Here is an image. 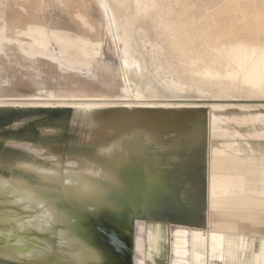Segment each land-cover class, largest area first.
Masks as SVG:
<instances>
[{"label":"rangeland","instance_id":"374dc122","mask_svg":"<svg viewBox=\"0 0 264 264\" xmlns=\"http://www.w3.org/2000/svg\"><path fill=\"white\" fill-rule=\"evenodd\" d=\"M45 1L46 0H39V6H36L33 4V0H0V3H2L0 4V8H9L20 11L25 15H29L36 7L38 8L36 9L38 15H40V17H42L51 28H58L67 31L72 34V36L80 35L101 42L99 61L104 69L97 67V65H100L98 63H95V68L92 70H87L89 68L86 67V65L81 66L78 64V66H76L78 72H66L56 63H54L53 67L48 63H42L36 70L33 67H30L29 69L25 66L12 67L7 65L6 61H0V90L3 92V94H0V97L12 98L8 101V105L0 106V264H73L71 261L66 260L68 259L66 256V246L60 243V239L56 235V232L58 231L57 225L52 226V229L49 231H38L41 223L38 220H34L31 215L34 216L33 213L36 211V215L40 214L41 208L39 210V207L37 208V206H35V208L32 207V204H30L32 202H27V200L20 196L27 192H31V190L32 193L34 190V194H37L36 196L38 197H41L42 195L41 198L46 200L45 203L48 206L53 204L55 206L58 205L57 207L71 215L75 224L74 228L77 234V239L93 248L91 251V254L93 253V260L87 264H113L114 261L123 260L126 253L125 248L120 247L115 240L111 243H107L103 239L108 236L118 235L126 241H129L134 247L136 242L135 217H140L146 220V227L143 229V233H141V236L144 238L143 243L146 245L149 244L151 237H158L160 221H164L165 223L184 222L188 224L203 225L205 223L207 202V190L205 189L207 185V158L205 159V157H207V143L205 142L206 146L204 145L205 153H203L201 166L196 171L202 182L199 200L200 209L197 219L181 220V217H188L192 212L194 213L195 211H198L184 197L183 187H171L169 190H160L156 192L152 187L146 184V177H140L141 175L137 169H129L130 171L128 174L131 176L129 179L120 177L115 173L118 166L115 164L111 165V160L122 161L121 163L129 167L134 166V164H139L143 167V164L145 165L149 161L147 157H138L132 154L130 156L127 155V157L122 159L121 157L122 155L125 156V153L121 154V156L120 154L118 155V153L123 152L124 147L123 143L120 144V141L118 140L121 139L119 136L120 133H116L115 129L118 126H130L136 128L134 126L141 123H152L147 117H144L141 120L129 118L130 114H138L139 112V109H136L134 105H132L133 102H138L139 100V102H142L143 100V102L148 101L154 103H181V105L177 107L169 109L157 107L153 110L156 112L165 111L177 117L180 115L204 116L205 125L207 123L208 115L216 113L219 120V130L231 133L237 132V134L241 136V139L244 137L261 138L260 140L253 139L251 141L253 142L252 146L256 149H264V93L255 94L249 90L245 91L241 86L236 87L232 83L218 86L207 79L198 82L199 88L187 86L191 84V78L197 77V74L194 72L186 74L185 70L187 63L182 58L180 54L181 52L176 45H174V37L163 28V25L170 21H172L170 23L181 25L184 21L187 22L188 19H191L192 21H189L194 22L193 25L195 26L197 24L196 27L200 25L199 27L201 28L206 22L210 27L205 25L206 23L203 26L212 30V35L199 38H206L207 40V38L209 39L211 37L214 39L219 38L221 41L226 40L225 38L229 37H219L220 33L234 29L236 33L232 36L231 41L227 43L238 45L244 41H247V43L254 40L262 41L264 40V17L261 16L264 15V0H257V8L250 2L246 3V1L239 0H142L143 4H148L149 2L150 4H155V7L150 11V14L148 13L149 15H145V17L139 15V19L133 27V34L138 43L136 48L140 51L139 54L141 56H145L149 63L152 62V64H150L152 66L149 67V72L147 73L154 85L162 92L159 96L147 98L146 101L145 99L136 97L137 95L132 91L130 92L128 89L132 83L126 82L125 73H123L122 70V66L125 62H123V60H125L123 51L124 45L114 33V30L112 29L113 26L110 25L111 28H109V26L106 25V19L103 17L102 7L101 5H98L99 3L97 0H89V2L88 0H86V2H83V0H52L53 2L47 0L46 3L48 5L50 4L49 6L45 5ZM109 1H111L112 4L114 3L113 0ZM131 1L132 0H127V2ZM41 3L44 4L46 8L48 7L47 10H45L46 8ZM88 4L90 7L87 6ZM83 6L85 9H82ZM243 7L245 8L243 9ZM159 8L162 10L160 9L161 11H159ZM237 9H239V11ZM120 10L117 11L118 18L121 17ZM165 12L169 14L166 15ZM211 13H213L212 19L214 21L210 16L206 18V16ZM233 13L235 15H233ZM79 15L80 18L78 17ZM160 15L165 16H163V20L161 18L157 21L152 20L154 17L157 18ZM186 15H188L187 18ZM189 16H194V18H198V20L189 18ZM81 19L83 21L85 20L84 22L86 23ZM165 19L167 22H165ZM90 20H93L94 22L92 21L91 23ZM161 21L163 23H161ZM122 22L123 20L120 18L119 23ZM147 22L149 24H147ZM155 22H160V24L154 26L156 25ZM212 24H214V28ZM88 26H90L92 30ZM213 29L215 30L213 31ZM195 33L197 32L195 31ZM145 36L148 37L144 38ZM54 37L55 36H52V43L54 44L55 51L57 50L59 52L61 44L54 41ZM154 42H157V45L152 49L150 43L155 44ZM139 54L137 55L142 58ZM185 54V58L192 61L195 59L197 53L195 50H190L185 52ZM221 69H223V67ZM155 71L159 73H156ZM166 72L169 73V76L166 75ZM172 74L173 76H170ZM35 75H37L38 78H36L37 76ZM153 76L158 80L155 79V81ZM168 78L176 81L179 80V78H182L180 80H183L182 83H184V81L186 82L184 83V87H186L183 88V90L177 89L176 92H171L170 88L173 87V85L171 83L168 86ZM123 79L125 82H123ZM223 80L228 81L227 78H223ZM71 81H75L76 83H72ZM158 81L160 83L162 82V84H158ZM70 83L73 85L71 86ZM75 84L76 86H74ZM79 86L94 89L95 92L98 93L102 92L110 94L111 96L120 95V97L117 98L118 100L106 98L105 102L109 101V103H117L120 101V103H124L125 101L126 103L127 101V105L124 104L122 107L125 109L123 110L124 113L125 111L130 113L129 116H122L126 119L123 121L121 120L120 122L116 120L117 123L116 121H113L112 124H107L108 127L103 125V133L98 121L76 119V107L71 104H69V106H59L58 104L49 105L36 103L47 101L51 94L58 95V99L66 98L70 93L81 94L80 97L86 98V95H88L89 92L80 89ZM173 92L175 96L173 95ZM115 100L117 102H115ZM128 102L129 104L131 103L130 106ZM114 103H112V105ZM184 103L186 104L183 105ZM62 117L65 119L63 118V120ZM91 122H93L92 125ZM121 122L122 124H118ZM163 122L167 123L168 120H163ZM87 123L92 127L90 128ZM115 124L116 127L112 126ZM86 128L87 130H92L91 134V130L87 131ZM95 130H97V135L94 133ZM85 131L87 132L86 134L89 133L88 136L85 134ZM175 131L176 132H168L167 134L173 135L175 133H187L185 132L186 129L183 127H178ZM97 132L101 134L103 133L104 139L103 134L101 135ZM92 135L94 136L93 139ZM99 135L101 136L99 137ZM170 139L171 138L167 139V141ZM95 142L99 143V146L101 147L100 152L101 154L103 153L107 155V161L109 163H95L104 157L95 151ZM28 143L37 146L39 149L36 148V150L38 149L37 151L35 150V147L30 149L29 147H31V145H28ZM240 146L245 148L246 152L250 149V146L243 139L241 140ZM77 152L78 154L75 155ZM53 155L57 156L55 157L56 159L52 158ZM73 156H77V158L70 161V164L68 161ZM94 160L95 162L91 163V161ZM74 161L77 163L80 162V165L78 164V166L76 163L77 166L74 165V163H72ZM51 163L53 165L52 168ZM191 168L193 167L188 166L186 162L179 159L172 162V169L178 174L185 176V178L195 172L194 168ZM71 170L77 171L73 173L74 175L81 173V175L86 178H98L99 180H97L98 182L96 183L98 184L100 182L101 184L96 185L94 190L108 189L111 192L110 197L112 198L130 184H134V190H137L139 186L143 187L144 191L145 189L150 190L151 188L152 192H156L155 200L150 204L152 213L150 215H140V209H134L133 207L135 200L132 198L131 193L119 199L114 206L105 202L106 205L102 201L89 198L85 192V184L83 181L79 182L77 185L72 183V180L69 177V172ZM3 183L5 186H3ZM186 185L187 184H183V186ZM73 186H78L81 190L73 191ZM235 215V219L225 217L223 220L226 223L235 224L236 228L244 233H250V230L255 226L261 228L260 230L264 233V211L262 208H256L253 213H251L250 210H244L242 212H237ZM213 218L216 220L222 219L221 215L217 213L213 214ZM105 219L107 225L106 227H103L101 224ZM253 220L258 221L261 224L259 223L260 225H256L258 223H255ZM204 225L206 226L207 223ZM45 238H48L49 240ZM48 241L50 242L48 243ZM15 244H18V248L14 246ZM24 245L29 246V249L31 248L32 250H35V253H38L36 255H40L38 257L40 260L38 258L34 260L35 257L32 255H24L25 253L20 247ZM36 245L38 246L35 247ZM60 247L63 248V250H60ZM20 252L23 253V255H21ZM56 252L59 256L61 255L59 257L60 259L56 255ZM62 256L64 257L62 258ZM162 262L163 264H168L167 255L163 256ZM146 264L149 263L147 262Z\"/></svg>","mask_w":264,"mask_h":264},{"label":"bare ground","instance_id":"6f19581e","mask_svg":"<svg viewBox=\"0 0 264 264\" xmlns=\"http://www.w3.org/2000/svg\"><path fill=\"white\" fill-rule=\"evenodd\" d=\"M84 1L86 2V0H83V2ZM113 1L114 3L112 4L111 1L109 0H97V2L99 3L97 4L101 5L102 7V11L104 15L103 17H105L106 19V25L109 26V28H111L110 25L113 26L112 29L114 30V33L118 36V38L122 41L121 43H123L124 45L123 51H124L125 60H123V62L124 61L125 62L122 66V70L123 73H125L126 82L132 83V85L128 89L130 92L132 91L133 93H135L137 95L136 97L145 99V101L147 98L150 97L154 98L155 96H159L160 93L162 92L154 85L153 81L149 78L147 73L149 72V67L152 66L150 65L152 64V62L149 63V61H147L145 56H141L139 54L140 51L137 50L136 48L137 47L136 45L138 43L136 42L137 40L135 39V36L133 34V27L134 25H136L135 23L136 21H138L139 15L145 17V15H147L148 13L150 14V11L154 9L155 4H150L149 2L147 4L146 1H145L146 4H143L142 0H132L131 2H127V0L126 1L113 0ZM239 1H246V3L250 2L253 4L254 7L257 8V4H256L257 0H239ZM33 4L39 6V0H33ZM45 5L47 6L48 4L46 3ZM33 6H32V10H33ZM87 6H89V4ZM47 8L45 10H47ZM83 8L84 6L82 7V9ZM244 8L245 7H243V9ZM36 9L38 8L35 7V10H33L31 14L25 15L17 10H12L9 8H0V61L1 62L6 61L7 65H10L12 67L25 66L28 69L30 67H33L36 70L39 68L40 64L42 63H48L51 67L54 66V63H56L62 70H65L66 72L67 71L78 72L76 70L77 68L76 66H78V64H80L81 66L86 65V67L89 68L87 70H92L95 68V63H98L100 65H97V67L104 69L103 65L99 61L100 60L99 56L101 54V48H100L101 42L94 41L92 38H88L80 35L72 36V34H70L67 31L60 30L58 28H51V26L48 25V23L45 22L43 18L40 17V15H38ZM160 9L161 8H159V11L162 10ZM119 10L121 11V17L118 18L117 11ZM237 10L239 11V9ZM234 13L233 15H235ZM167 14L169 13H166V15ZM163 16L164 15H160L157 18L153 16L154 18L152 20L157 21L159 18L162 19ZM208 16H210L212 19L213 13L207 15L206 18ZM78 17L80 18V15ZM187 17L188 15H186V18ZM214 17L216 18L215 15ZM261 17H264V15H262ZM120 18H122L123 20L122 23H119ZM189 18H194V16L193 17L189 16ZM194 19L198 20V18H194ZM208 19L211 20L210 18ZM216 19L218 20V18ZM189 20L191 19H188L187 22L184 21L181 25L178 24L179 26L177 25V23H174L176 26L173 23H170L172 21L170 22L168 21L169 23L164 24L165 26L162 24L164 30H167L169 34H171L174 37L173 40L174 45H176L178 50L181 52L180 54L182 58L187 63L185 70L186 74L191 72L197 74V77L191 78L190 80L191 84L187 86H194L199 88L198 82L202 81L203 79H207L211 83L218 86H223L232 83L236 87L241 86L245 91L249 90L255 94L264 93V40L262 41L254 40L248 43L247 41H244L243 43L238 45L233 43L232 44L227 43L231 41L232 36L235 35L236 32L234 29H230L224 33H220L219 37L221 36L224 38L225 36L229 37V38H225L226 40L221 41L219 38L214 39L211 37L209 39L207 38L206 40V38L205 39L199 38V37H207L209 35H212L211 34L212 30L203 26L206 22L202 20L205 23L200 28L199 27L200 25L196 27L197 24L195 26L193 25L194 22H191L192 20L191 21ZM165 22H167L166 19ZM155 23L156 25L154 26H158L160 24V22L159 23L155 22ZM161 23L163 22L161 21ZM147 24L149 23L147 22ZM214 24H212V26ZM205 25L208 24L206 23ZM88 27L90 28V26ZM208 27L210 26L208 25ZM214 30L215 29H213V31ZM195 31L197 33H195ZM52 36H55L54 41L59 42L61 44V47L59 48V52L57 50L55 51L54 44L52 43ZM146 37L148 36H145L144 38ZM156 43L155 44L150 43V47L152 49L155 48L157 45ZM190 50H195V52L197 53L195 59H193L192 61H189L188 59L185 58L186 57L185 52H188ZM137 54H139L142 58H140ZM222 67L223 69H221ZM160 74L162 75L161 72ZM168 74L169 73H167L166 75ZM170 76H173V74ZM36 78H38V76ZM223 78H227L228 81L223 80ZM155 79L157 78L154 77V80ZM168 79L170 80V78ZM168 79H167L168 86L171 83L173 85V87L170 86L171 92L172 91L176 92L177 89L183 90V88L186 87V86L184 87L185 85L184 83L186 82L184 81V83H182L183 80L182 81L180 80L182 78H179V80L177 81L174 79L169 81ZM159 81L158 84L161 85L162 82L160 83ZM71 82L76 83L75 81H71ZM123 82H125L124 79ZM72 83H70L71 86L73 85ZM74 86H76V84ZM79 88L83 90H87L89 92V94L86 95L87 96L86 98L80 97L81 94L70 93L68 94V97L58 99L57 98L58 95L51 94L49 95L47 101L36 102V103L49 104V105L58 104L59 106H65V105L69 106V104H71L72 106L76 107V119L89 120V121L96 120L101 125V128L103 125H105L106 127L107 124L109 123L112 124L113 121L118 120V122H120L121 120L122 121L125 120L126 118L122 117L124 115L129 116L130 113L126 111L124 113L123 110L125 109L122 107L124 104L127 103V101L126 103L125 101L124 103H120V101L117 102L115 100V102L117 103L112 102L114 103L113 105L111 102L109 103L108 100H107L108 102H105L106 98L117 99L120 97V95L111 96L110 94L95 92L94 89H88L80 86ZM0 94H3L1 90H0ZM10 99L12 98L0 97V106L8 105V101ZM139 101L138 102L132 101L133 102L132 105H134L136 109H139V112L138 114H130L129 118L131 119L133 118L135 120L136 119L141 120L142 118L147 117L152 123L150 124L141 123L134 126L136 128L130 126L122 127L118 125H117L118 127H116V124L112 126L116 127L115 129L116 133H120L119 136L121 139L118 140L120 141V144L123 143L124 151L119 152L118 155L120 154L121 156V154L125 153V156L122 155L121 157L122 159L124 157H127V155L130 156L132 154L138 157H147L149 161L145 165L143 164V167H141L139 164H134V166L129 167L121 163L122 161L119 160L118 161L111 160L110 164L111 165L115 164L116 166H118L115 173H117L120 177L126 179H129V177H131L128 174V172L131 169L133 168L137 169V171L141 175L140 177H146L147 180L146 184L152 187V189L156 192L160 190H169V188L171 187H180V188L183 187L184 197L198 211H195L194 213L192 212L190 216L181 217L180 219L195 220L197 219L200 209L199 200H200L201 185H202L201 179L199 178V175L196 171L201 166L203 153H205L204 145L206 142L207 157H205V159L207 158V182H206L207 185L205 189L207 190V199H206L207 225L205 226L198 224H188L184 222L165 223L164 221H160L158 227V237L157 238L151 237L149 244L146 245L143 243L144 238L141 236V233H143V229L146 227V220L140 217H135L136 242L134 247L130 244L129 241H126L125 239L119 237L118 235L108 236L103 239L107 243H111L113 240H115L117 241L120 247L125 248L126 251L125 258L123 260L114 261L113 264H146L147 262L149 264H163L162 258L163 256L166 255H167L168 264H211L213 260L220 259L222 262H225L227 261L228 258L242 260L247 256V253L250 251L252 252V256L254 257H256V254H260V256H263L264 233L260 230L261 228L255 226L250 230L251 234L244 233L243 231L238 230L235 224H229L228 222L226 223L223 220V218L225 217L235 219L236 216L235 214H237V212H242L244 210H250V212L253 213V211L256 208H262V210L264 211V149L254 148L252 146L253 142H251L253 139L260 140L261 138H246V137L242 138L250 146L249 151L246 152L245 148L240 146L242 139L241 136L237 134V132L231 133L227 131H221L218 129L219 120L218 117L216 116V113L208 115L207 123L205 125L204 116L180 115L177 117L165 111L156 112L153 110L157 107L169 109L180 106L181 103L173 104L166 102L154 103L148 101L143 102V100L142 102ZM185 104L186 103H184L183 105ZM194 104L197 105L196 103ZM63 118L64 117H62V119ZM163 120H168V122L164 123ZM92 123L93 122H91V125ZM99 124L97 125L100 126ZM118 124H122V122ZM91 125H89L90 128L92 127ZM178 127L185 128L186 129L185 132L187 133H178V134L175 133L173 135L167 134L168 132L171 131L176 132L175 129ZM97 130H95L94 132L95 134ZM91 132L92 130L90 131V134ZM102 132L104 133L103 128H102ZM86 133L87 132L85 131V134ZM88 134L86 135L88 136ZM101 135H99V137ZM93 137L94 136L92 135V139ZM169 138L171 139L167 141V139ZM103 139H104V134H103ZM31 143L30 144L28 143V145H31V147L29 146L28 147L30 149L32 147H35L36 150V148L38 147L32 145ZM94 149L96 152H98L100 155H103L104 157L101 158L98 162H95L94 160L91 161V163L108 162L107 155L103 153L101 154L100 152L101 147L99 146V143L95 142ZM76 154H78V152L75 153V155ZM53 156H52L53 159L57 157L56 155L54 157ZM76 158L77 156H73L72 158H70V160L68 159L69 160L68 162L71 164L70 161L75 160ZM176 159L186 162L188 166L194 168L195 172L192 173V175L188 176L187 178L175 172L172 169V162L175 161ZM72 163H74V165L76 164L80 165V162L77 163L74 161ZM52 166L53 165L51 163V168ZM74 172L77 171L71 170L69 172L70 173L69 177L72 180V183L77 185L79 182L83 181V183L85 184V190H86L85 192L87 193V196L89 198L97 201H102L104 203L106 202L114 206L116 205L119 199L131 193L132 198L135 200V204L133 205V207L134 209H140V215L141 214L150 215L152 213L150 204L154 202L156 192L154 191L152 192L151 188L150 190L145 189L144 191L143 187L139 186L137 190H134L133 187L134 184H130L128 187L123 188L119 194H116V196L112 198L110 197L111 192L108 189L94 190V187L96 185L101 184L100 182L98 184L96 183L98 182L97 180H99L98 178L94 176L93 179L91 177L86 178L83 175H81V173L74 175L73 174ZM183 184H187V185L183 186ZM3 186H5V184ZM72 190L80 191L81 188L78 186H73ZM34 193H35L34 190L33 193L31 190V192H27L26 194L20 196L21 198L23 197V199L27 200V202H32L30 203L32 204V207L35 208V206H37V208L39 207L38 208L39 210L41 208L42 211L40 210L41 212V213L39 212L40 214L36 215L35 214L37 213L36 211L35 213H33L34 216L31 215V217L34 220H38L41 223L40 229L38 231H43V232L49 231L50 229H52V226L57 225L58 231L56 232V235L59 237L60 243L66 246L65 247L67 250L66 256L68 257V259L66 260L71 261L73 264H87L90 261H92L93 253L91 254V251L93 250V248L87 246L86 244H84L83 242L77 239V234L74 228L75 224L72 220L71 215L69 213L64 212L59 207H57L58 205L55 206L53 204L48 206L45 203L46 200L41 198L42 195L41 197H38L36 196L37 194L35 195ZM215 213L221 215L222 219L220 220L214 219L213 214ZM253 221L255 223H258L256 225L261 224L256 220ZM106 225H107V221L105 219L101 224V226L106 227ZM257 238L260 242H257ZM249 239H251L252 241L251 240L249 241ZM50 241H48V243ZM17 245L18 244H15L14 246L18 248ZM37 246L38 245H36L35 247ZM20 247L25 253L24 255H29V256L32 255L35 257L34 260H36V258L40 256V255L39 256L36 255L38 253H35V250H32L31 248L29 249L28 248L29 246L24 245ZM60 250H63V248L60 247ZM218 250L222 251L221 254L217 253ZM20 254L23 255V253L21 252ZM56 255L58 256V258L61 256V255L59 256L57 252ZM63 257L64 256H62V258ZM38 259L40 260V258Z\"/></svg>","mask_w":264,"mask_h":264},{"label":"crops","instance_id":"0c3cea01","mask_svg":"<svg viewBox=\"0 0 264 264\" xmlns=\"http://www.w3.org/2000/svg\"><path fill=\"white\" fill-rule=\"evenodd\" d=\"M205 223H207V215H205ZM250 240L251 239H249V241ZM257 242H260L258 238H257ZM221 252H222L221 250H218L217 253L221 254ZM211 264H264V255L260 256V254H256V257H254L252 256V252L250 251L247 253V256L242 260L228 258L227 261L222 262L220 259H217V260H213Z\"/></svg>","mask_w":264,"mask_h":264}]
</instances>
